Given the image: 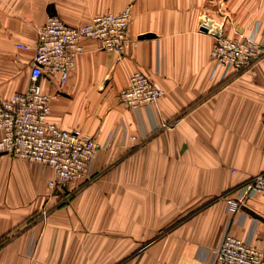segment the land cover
<instances>
[{
	"label": "crops",
	"instance_id": "0c3cea01",
	"mask_svg": "<svg viewBox=\"0 0 264 264\" xmlns=\"http://www.w3.org/2000/svg\"><path fill=\"white\" fill-rule=\"evenodd\" d=\"M129 3L134 47L86 39L64 84L41 82L51 118L99 141L97 177L65 198L49 167L0 156V264H216L226 229L264 250V194L227 210L264 172V57L222 80L214 32L201 29L235 36L260 21L263 35L264 0H0V98L29 86L49 15L81 25ZM136 70L163 90L139 109L120 99Z\"/></svg>",
	"mask_w": 264,
	"mask_h": 264
},
{
	"label": "built area",
	"instance_id": "2783aa9c",
	"mask_svg": "<svg viewBox=\"0 0 264 264\" xmlns=\"http://www.w3.org/2000/svg\"><path fill=\"white\" fill-rule=\"evenodd\" d=\"M132 15V3L118 12L96 14L81 25L49 15L38 28L29 86L0 98V156L9 154L49 167L53 172L50 188L65 198L72 194L68 188L73 182L87 183L97 177L102 147L92 136L62 128L51 118V98L43 89L42 79L57 75L64 84L76 67L78 56L85 51L86 39L95 40L103 50L125 52L134 47L137 38L129 34ZM202 25L214 32L216 39L210 57L214 74L221 70L222 80L231 78L233 72L247 70L264 57L260 21L248 33L235 36L223 34L205 20ZM17 47L33 48L26 43H18ZM162 96L163 90L141 70L130 74L129 85L120 93L121 101L133 109L156 103ZM256 194H264V172L237 187L236 197L228 203V212L238 210L241 203ZM213 259L216 264H261L264 250L226 229L213 250Z\"/></svg>",
	"mask_w": 264,
	"mask_h": 264
},
{
	"label": "water",
	"instance_id": "95a60500",
	"mask_svg": "<svg viewBox=\"0 0 264 264\" xmlns=\"http://www.w3.org/2000/svg\"><path fill=\"white\" fill-rule=\"evenodd\" d=\"M210 25H212V23H209ZM201 29L205 30V31H209V27L208 26H205V25H202L201 26ZM154 34L153 33H147V34H144L143 36L141 37H153Z\"/></svg>",
	"mask_w": 264,
	"mask_h": 264
},
{
	"label": "rangeland",
	"instance_id": "374dc122",
	"mask_svg": "<svg viewBox=\"0 0 264 264\" xmlns=\"http://www.w3.org/2000/svg\"><path fill=\"white\" fill-rule=\"evenodd\" d=\"M52 15H55V14H52Z\"/></svg>",
	"mask_w": 264,
	"mask_h": 264
},
{
	"label": "bare ground",
	"instance_id": "6f19581e",
	"mask_svg": "<svg viewBox=\"0 0 264 264\" xmlns=\"http://www.w3.org/2000/svg\"><path fill=\"white\" fill-rule=\"evenodd\" d=\"M99 142V141H98Z\"/></svg>",
	"mask_w": 264,
	"mask_h": 264
}]
</instances>
